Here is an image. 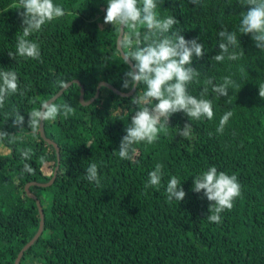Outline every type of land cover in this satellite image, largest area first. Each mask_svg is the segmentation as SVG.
Here are the masks:
<instances>
[{"label": "trees", "instance_id": "16d2710c", "mask_svg": "<svg viewBox=\"0 0 264 264\" xmlns=\"http://www.w3.org/2000/svg\"><path fill=\"white\" fill-rule=\"evenodd\" d=\"M108 0H53L66 15L42 26L27 37L40 48V60H16L22 35L18 0H0V71L12 70L19 88L0 108V130L9 134L0 140V264H14L19 251L36 233L42 213V229L37 239L22 251L17 264H264V100L258 86L264 83V49H258L251 35L239 32L248 10L244 0H157V18L174 17L169 33L204 44V55L193 57L191 67L199 71L198 82L188 85V93L212 102L213 119H189L183 112L173 114L166 132L153 144L134 145L133 161L121 160L118 148L125 128L137 106L131 104L145 86L120 96L98 83H106L125 95L124 74L128 66L115 50L118 29L105 24ZM235 32L238 45L230 51L237 60L222 62L218 33ZM141 46L147 34L138 26ZM131 30L124 28L122 36ZM121 36V38H122ZM120 49L125 56L128 48ZM131 50H135V43ZM242 53V55H241ZM224 77L234 82L227 97H218L205 82L221 84ZM77 81L83 102H78L79 86L72 83L53 101L75 111L65 118L42 122V133L58 151L27 127L28 113L53 97L66 84ZM155 103V101H154ZM13 107L24 116V128L13 126ZM233 115L222 134L217 133L225 112ZM191 124L188 138L177 132ZM211 134V135H210ZM31 150V159H22V150ZM43 157V160L41 158ZM29 163L32 173L23 170ZM91 163L98 166L100 185L85 179ZM163 165L159 189L144 185L156 164ZM28 186L30 183L47 184ZM215 166L236 175L241 196L233 208L221 213L220 224L206 219L209 202L203 192L192 191L193 178ZM45 170L47 172H45ZM176 176L186 195L169 203L165 191ZM33 195L35 200L29 197ZM43 202V203H42ZM210 214V213H209Z\"/></svg>", "mask_w": 264, "mask_h": 264}, {"label": "clouds", "instance_id": "9594fccd", "mask_svg": "<svg viewBox=\"0 0 264 264\" xmlns=\"http://www.w3.org/2000/svg\"><path fill=\"white\" fill-rule=\"evenodd\" d=\"M198 2L199 0H192L193 4ZM244 5L249 7L242 16L239 32L245 35L250 34L256 48L264 49V0H244ZM156 8L157 0H108L103 18L105 24H111L121 32L124 28L131 30L130 34L122 36L118 42V47L121 49H129L124 56L125 62L134 61L131 68L124 74L122 88L129 89L133 86L139 88L141 84L145 86V90L140 95H134L130 101L137 106V110L131 116L130 123L125 128L126 134L122 136L119 144L118 154L121 160H134L137 154L134 145L141 142L151 145L157 141L159 133L166 132L169 119L175 113L183 112L192 120L201 118L211 120L214 116L210 100L198 99L188 93V85L194 81L198 82L199 76V71L191 67L193 57L198 59L203 57L204 44L198 43L197 39L186 40L179 33L166 35L179 21L172 16L158 19ZM20 9H23L22 12L18 11V15L22 18V35L17 37L15 51H8V55L14 60L17 57L40 60L38 43L27 37L40 31L46 23L65 16L66 12L61 5L54 4L53 0H18L17 10ZM138 26H143L147 34L155 37L149 41L146 35L144 46H141ZM218 36L222 42L218 43L219 53L213 59L222 62L227 56L228 60H237L239 55L230 51L239 43L236 33L222 29ZM134 43L135 50H131ZM233 83L230 77H224L221 84H213V81L209 79L205 82L201 97L207 94L208 85L212 86V91L218 97H227L229 87ZM63 86V82H60V87ZM18 88V76L15 71H0V108L4 107L9 96L17 93ZM258 89L259 97L264 100V83L260 84ZM74 111L66 103L41 102L38 108L28 113L27 127L35 132L41 122L54 121L61 114L68 118L74 114ZM12 112L13 126L24 128V116L15 107ZM232 115L231 111L223 114L216 129L217 133H223ZM191 132V124L186 123L183 128L178 129L177 134L188 138ZM11 135L0 130V140ZM21 156L24 160H30L31 150H22ZM23 170L27 173L33 171L29 163L24 164ZM162 170L163 165L158 163L154 170L148 173L149 179L144 185L145 190L159 189L163 176ZM85 179L90 183L94 182L97 186L100 185L96 163L89 164ZM165 191L168 202L177 205L186 195L181 186V180L176 176L168 180ZM192 191L203 192L204 197L211 202L206 219L211 223L220 224L221 213L225 210L230 211L235 199L241 196V185L236 175L218 172L215 166H211L194 176Z\"/></svg>", "mask_w": 264, "mask_h": 264}, {"label": "water", "instance_id": "95a60500", "mask_svg": "<svg viewBox=\"0 0 264 264\" xmlns=\"http://www.w3.org/2000/svg\"><path fill=\"white\" fill-rule=\"evenodd\" d=\"M121 36H122V32L118 30V35L116 37V42H114V46H115V50L118 52L119 57L125 62L124 56L120 52V49L118 47V42L120 41ZM126 64L128 66H130L129 62L126 63ZM72 83H74V84H76V85L79 86V83L77 81L68 82V83L64 84V86L53 97H51L47 101L53 102L61 94V92L64 89H66L69 85H71ZM99 87H104V88H106L108 90H111L113 93H115L117 95H120V96H128V95L132 94V92L134 91V87L135 86H133L127 94L122 95V94L117 93V91H115L111 86L107 85L106 83L101 82V83H98L97 86H96V90H95V94H94L93 99L96 97V94H98ZM93 99H90L87 102H83V99H82V89L79 86L78 102L80 103V105H87L90 102H92ZM38 133H39L40 138L44 142H46L48 145H50V146H52L54 148V150H55V156H56V164H58V151H57V148H56V146L51 141H49V140H47V139L44 138L43 133H42V122H41L40 126L38 127ZM56 169H57V166H55L54 171H53V176H52V178L50 179V181L47 184L39 185V184H36V183H30V184L25 185L24 191L27 192V187L28 186H41V187H45V186L49 185L51 183V181L54 179V173H55ZM29 197L32 198L33 200H35V198H34L33 195L30 194ZM35 205H36L37 212L39 214V219H40V222H39L37 231L33 235V237L31 238V240L19 251V253L17 254V256H16V258L14 260V264H17L18 263V260H19V258L21 256L22 251L25 250L32 242H34L37 239V237L39 236V234L41 233V229H42V213H41V208H40L39 203H38L37 200H35Z\"/></svg>", "mask_w": 264, "mask_h": 264}, {"label": "rangeland", "instance_id": "374dc122", "mask_svg": "<svg viewBox=\"0 0 264 264\" xmlns=\"http://www.w3.org/2000/svg\"><path fill=\"white\" fill-rule=\"evenodd\" d=\"M45 172H47L46 170H45ZM43 203V202H42Z\"/></svg>", "mask_w": 264, "mask_h": 264}]
</instances>
